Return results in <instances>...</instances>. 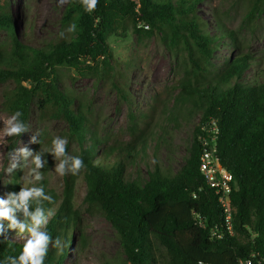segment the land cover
Instances as JSON below:
<instances>
[{
	"label": "trees",
	"instance_id": "1",
	"mask_svg": "<svg viewBox=\"0 0 264 264\" xmlns=\"http://www.w3.org/2000/svg\"><path fill=\"white\" fill-rule=\"evenodd\" d=\"M201 1L98 0L95 10L88 12L81 0H69L54 39L25 43L14 29L12 0H0V29H8L12 36L10 44L0 42V83H16L4 91V109L12 116L22 112L18 119L28 130L35 104L40 120L66 122L69 138L79 144L74 151L66 148L64 193L59 195L44 184L45 193L52 198L43 202L50 212L45 230L52 240L43 264H63L66 245L75 243L69 231L81 226L73 204L82 175L87 183L88 210L101 212L118 235L125 256L119 264H238L246 258L264 264V76H260L264 58L259 62L252 54L240 53L228 57L224 66L214 67L215 49L220 45L239 49L242 42L238 31L229 28L218 13L212 19L200 16L197 7ZM263 11L264 0H250L248 20L255 21ZM130 30L138 36L157 35L177 56L183 52L175 100L192 104L201 118L189 154L174 174L156 164L147 177L138 173L132 178L130 161L122 154L124 147L103 133L88 103L66 84L67 78L90 77L117 91L119 100L131 107L128 129L132 138L126 150L129 154L136 150L145 141L147 128L134 115V99L128 89L130 68H124L110 42ZM255 64L262 65L261 70L247 79V70ZM26 131L9 136V154ZM200 136L217 145L220 163L232 174L233 234L215 188L200 170ZM46 138L47 133L41 134L40 145ZM107 142L105 155L100 157V148ZM114 153L118 157L110 162ZM73 156L81 157L85 164L77 175L70 169ZM21 176L19 168L9 184L0 182V199L20 191ZM15 215L24 219L22 211ZM0 223L5 229L0 234V264H4L7 256L20 254L26 239L12 236L19 230L8 228L9 221ZM56 238L59 247L52 246ZM80 240L85 241L83 235ZM158 245L165 254L159 253Z\"/></svg>",
	"mask_w": 264,
	"mask_h": 264
},
{
	"label": "rangeland",
	"instance_id": "2",
	"mask_svg": "<svg viewBox=\"0 0 264 264\" xmlns=\"http://www.w3.org/2000/svg\"><path fill=\"white\" fill-rule=\"evenodd\" d=\"M69 0H12V15L14 29L18 38L27 41L41 42L54 39L61 28L60 19ZM250 0H202L198 4V13L205 19H212L218 13L229 28L236 29L242 42V48L235 49L220 45L214 51L212 64L214 67L224 66L228 57L240 53L252 54L256 60L264 58V11L255 21L247 18ZM146 30L149 27L145 26ZM12 36L8 29H0V42L11 43ZM224 41L229 42L228 38ZM223 41V42H224ZM116 57L119 58L125 69L129 70V92L134 99V115L142 127H146V139L141 142L131 154L127 153L126 143L132 138L129 132L130 105L120 101L117 91L108 83L95 82L93 78L79 76L66 79V84L72 87L89 105L97 119L98 127L103 133H108L117 144L124 147V156L130 161L128 168L132 178L138 173L142 178L147 177L148 170L159 164L165 172L176 173L185 162L193 141V131L200 121V112L192 109V104H184L175 100L180 88L179 77L182 74L183 52L177 56L164 45L157 35L148 36L147 33L138 36L131 30L126 36H117L110 39ZM231 44V43H230ZM262 66V65H260ZM258 64L253 65L246 72V78L252 79L256 72L261 70ZM264 66V65H263ZM260 76H264L262 73ZM16 83L9 80L0 83V182L7 185L13 178L16 170L21 168L22 187H43L46 183L48 190L53 189L59 195L65 190L67 168L65 175H59L55 170L60 160L56 159L49 150L52 140L56 136L66 138L70 151L77 150L79 144L68 136V124L59 119L40 120L37 107L34 104L31 112L29 128L18 140L17 145L9 154V136L5 133V122L12 117L4 107V91L14 88ZM152 116V117H149ZM142 121L149 122L144 125ZM47 133L43 144L33 142L40 140V136ZM110 142V141H109ZM104 143L99 151L104 157V149L109 145ZM112 143V141H111ZM19 148H26L35 155L43 152L42 161H46L40 172L42 179L35 180V167L27 157L28 162L16 152ZM118 153L109 157L113 162ZM62 159V157H61ZM14 160L20 167L7 172L10 161ZM44 180V181H42ZM87 183L82 175L78 178L74 209L80 214V229H72L75 243L66 245L68 255L63 264H102L106 261L112 264L122 263L124 253L115 229L105 216L98 210H88L85 202ZM49 220V219H48ZM8 235V234H7ZM28 233L12 232V236L27 239ZM85 241L80 240L81 236ZM158 251L165 254L158 245Z\"/></svg>",
	"mask_w": 264,
	"mask_h": 264
},
{
	"label": "clouds",
	"instance_id": "3",
	"mask_svg": "<svg viewBox=\"0 0 264 264\" xmlns=\"http://www.w3.org/2000/svg\"><path fill=\"white\" fill-rule=\"evenodd\" d=\"M81 3L85 6L86 11L92 12L95 10L98 0H81ZM22 115V112L17 111L5 122L4 130L6 135L19 136L22 132L27 130V125L22 120L18 119ZM32 141L39 142L36 141L35 136L32 137ZM67 145L68 140L66 138L56 136L53 138L52 148L49 150L54 154L56 159L60 160L55 171L61 176L65 175ZM16 152L24 158L25 162H28L27 157L32 156L30 162L34 164L35 167L31 169V172L35 173V180H41L42 176L37 170L42 168L46 163V161L41 160L43 152H37L33 155L32 152L26 148H19ZM61 157H65V159H61ZM70 159L72 174H79L85 167L83 159L79 156H73ZM20 166L21 164H17L14 160H11L7 172H12L13 169ZM44 201L51 202L52 198L45 193L43 187L35 186L21 187L19 192H9L7 199H0V220L9 221L8 228L18 229L19 233L27 232L29 234L20 254L18 256H7L4 264H43L49 251V243L52 240V236L45 230L50 212H46L43 206ZM18 210L23 212V220H18L16 218L15 213ZM4 231V225L0 223V234ZM52 246H60L59 238L55 239Z\"/></svg>",
	"mask_w": 264,
	"mask_h": 264
},
{
	"label": "built area",
	"instance_id": "4",
	"mask_svg": "<svg viewBox=\"0 0 264 264\" xmlns=\"http://www.w3.org/2000/svg\"><path fill=\"white\" fill-rule=\"evenodd\" d=\"M217 131H215V134ZM202 141L203 150L200 156V170L204 174L207 182L215 188L216 193L219 196V201L224 208L225 223L231 234L234 233L233 226V210L231 204V194L233 187L231 185L233 181L232 174L222 166L220 158L217 154L218 148L215 144H208L202 136L199 137ZM238 264H253L249 258L240 259Z\"/></svg>",
	"mask_w": 264,
	"mask_h": 264
}]
</instances>
